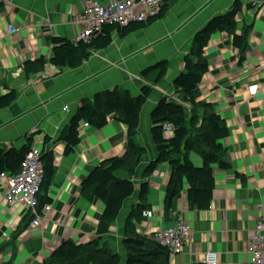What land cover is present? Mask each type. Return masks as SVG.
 Masks as SVG:
<instances>
[{
    "label": "crops",
    "instance_id": "0c3cea01",
    "mask_svg": "<svg viewBox=\"0 0 264 264\" xmlns=\"http://www.w3.org/2000/svg\"><path fill=\"white\" fill-rule=\"evenodd\" d=\"M95 1L105 5L111 0ZM235 1L169 0L160 19L125 36L113 34L106 48L91 52L79 67L59 71L47 65L27 78L23 64L38 58L49 60L54 39L89 42L100 33L89 41L77 40L84 29L75 22L82 15L83 0H0V96L7 89L17 92L16 99L0 110L1 149L18 150L30 136L33 146L41 150L44 137L56 140L83 99L118 87L135 95L146 84L140 79L144 69L162 60L169 62L166 76L153 87L140 114L136 143L147 153L133 179L134 192L100 244L117 254L120 264H126L124 226L131 209L139 204L142 183L148 186L144 205L149 207L142 214L149 211L152 217L138 224V233L152 235L180 220L190 227L189 239L179 254L170 256V264H202L206 253H214L218 264H251L248 243L264 204V18L252 4L258 8L264 0H239L242 11L235 34L240 35L245 25L251 27L243 63L239 64L238 50L228 34H213L204 50L209 71L199 85L197 100L212 104L229 130L224 144L230 169H215L210 207L189 209L183 193L174 203L171 220L165 222L169 168L160 164L143 177L147 165L157 158L150 112L160 99L174 97L173 81L183 70L192 37ZM8 25L16 29L14 35L7 33ZM166 135H171L170 129ZM125 136V126L109 118L101 130L82 123L80 144L66 155L62 143L46 145L45 152L54 155V175L47 193L50 210L41 216L38 227L31 226L28 211L4 201L6 187H0V264H43L62 242L84 244L97 235L103 205L84 200L80 183L103 160L124 154ZM191 160L201 166L198 157L191 156Z\"/></svg>",
    "mask_w": 264,
    "mask_h": 264
},
{
    "label": "trees",
    "instance_id": "16d2710c",
    "mask_svg": "<svg viewBox=\"0 0 264 264\" xmlns=\"http://www.w3.org/2000/svg\"><path fill=\"white\" fill-rule=\"evenodd\" d=\"M168 8L164 4L160 13L145 24L132 23L123 28L105 26L89 42L71 43L64 39H54L49 60L38 58L27 61L22 70L28 78L41 73L47 65L59 71L77 68L89 58L91 52L106 48L112 42L113 34L121 37L141 29L160 19ZM241 11L242 3L236 0L225 14L211 18L192 37L190 48L183 58V70L173 81L176 100L173 97H164L150 112V135L157 158L147 165L143 177L151 175L160 164H166L169 168L163 201L165 222L171 220L174 203L183 193L189 209L207 210L215 188V169H230L226 161L228 148L224 144L229 134L226 123L212 104L197 100V95L202 78L209 71L204 50L213 34L225 33L232 36L233 47L238 50L239 64L244 62V53L248 48L247 36L251 27L245 25L240 35L235 34ZM168 69L167 60L144 69L140 73V79L146 84L135 95L128 89L118 87L83 99L60 136L56 140L45 136L42 140L39 159L43 165V182L38 193L39 211L44 205H49L47 193L54 175V155L51 151L45 152L47 144L62 143L66 155L80 144L82 123L101 130L107 125L108 119L113 118L126 128L124 154L103 160L80 183V196L84 200L90 204L103 205L98 219L97 235L84 244L62 242L43 264H120L119 256L100 244L111 224L118 218L122 204L134 192L133 179L141 159L147 153L144 147L136 143L140 114L152 94L153 87L164 79ZM16 95L15 90L7 89L6 94L0 96V110L8 107L16 99ZM167 128H170V136L166 135ZM25 140L26 143L18 150L0 148V174L11 176L19 171L26 154L34 147L32 137L26 136ZM192 154L200 158L201 166L196 167L192 163ZM147 196V183H142L139 188V204L131 209L123 230L122 246L126 251V264H170L168 250L153 235L137 232L138 224L144 220L142 212L149 208L144 205Z\"/></svg>",
    "mask_w": 264,
    "mask_h": 264
},
{
    "label": "built area",
    "instance_id": "2783aa9c",
    "mask_svg": "<svg viewBox=\"0 0 264 264\" xmlns=\"http://www.w3.org/2000/svg\"><path fill=\"white\" fill-rule=\"evenodd\" d=\"M166 1L111 0L108 4L101 5L95 0H83L82 15L80 20L75 22L83 25L84 29L78 35L77 40L89 41L108 25L125 27L132 23L145 24L160 13ZM259 7L260 13L264 15V6ZM6 31L9 35H14L17 32L12 25H8ZM66 109L67 107L63 110ZM87 126L85 124V127ZM39 157L40 150L33 147L26 154L24 162L15 175H0V187L2 185L6 187L4 201L8 205L18 204L23 210L28 211L32 217L31 226L33 228L39 226L41 216L50 210L48 205H44L39 211L38 193L43 178V165ZM142 217L150 219L152 213L146 211ZM3 236L6 235L3 234ZM189 236L190 227L182 220L178 221L177 225L158 231L153 235L154 239L168 250L170 256H175L182 251ZM248 253L251 264H264V204L260 207L258 224L249 239ZM202 264H218L217 256L214 253H206Z\"/></svg>",
    "mask_w": 264,
    "mask_h": 264
},
{
    "label": "rangeland",
    "instance_id": "374dc122",
    "mask_svg": "<svg viewBox=\"0 0 264 264\" xmlns=\"http://www.w3.org/2000/svg\"><path fill=\"white\" fill-rule=\"evenodd\" d=\"M167 1H169V0H167ZM167 1H166V3H165V5L167 4ZM255 11L257 12V15H261V18L263 19L264 18V15H263V13H260V8H256L255 9ZM123 89V88H122ZM173 100H176V96H174L173 98H172ZM29 138H30V136H29ZM32 141V140H31ZM192 156L193 157H197L195 154H192ZM199 158V157H198ZM200 159V158H199ZM201 161V160H200ZM196 166V165H195ZM200 166V165H199ZM42 182H43V178H42Z\"/></svg>",
    "mask_w": 264,
    "mask_h": 264
},
{
    "label": "bare ground",
    "instance_id": "6f19581e",
    "mask_svg": "<svg viewBox=\"0 0 264 264\" xmlns=\"http://www.w3.org/2000/svg\"><path fill=\"white\" fill-rule=\"evenodd\" d=\"M254 7H256L257 5H256V3L255 4H252ZM259 8V7H258ZM254 9H256V8H254ZM68 110V108L66 109V110H64V111H67Z\"/></svg>",
    "mask_w": 264,
    "mask_h": 264
}]
</instances>
